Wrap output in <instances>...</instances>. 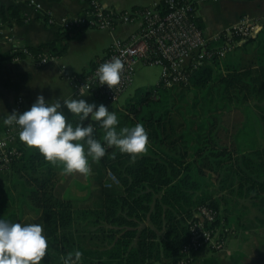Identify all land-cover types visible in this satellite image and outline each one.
Listing matches in <instances>:
<instances>
[{
    "label": "trees",
    "instance_id": "trees-1",
    "mask_svg": "<svg viewBox=\"0 0 264 264\" xmlns=\"http://www.w3.org/2000/svg\"><path fill=\"white\" fill-rule=\"evenodd\" d=\"M0 15L8 25L27 20L13 6L0 7ZM194 20L202 29L196 15ZM240 40L233 34L232 41ZM222 43L207 46L218 49ZM46 48L57 50L54 43L27 49L37 58ZM248 107L264 134V64L233 67L224 58L213 59L190 71L187 83L137 91L117 116L120 126L144 125L148 151L132 162L108 147L99 163L90 161L118 180L101 186L100 207L80 210L62 199L55 189L62 165L29 147L7 169L20 181L0 186V218L15 223L25 215L40 217L49 245L45 264H62L61 258L75 250L83 252L82 264H179L186 224L197 207L218 212V228H229L230 197L258 201L264 216V148L239 151L225 123L231 113ZM69 121L79 122L77 117ZM95 132L102 140L98 125Z\"/></svg>",
    "mask_w": 264,
    "mask_h": 264
},
{
    "label": "crops",
    "instance_id": "crops-1",
    "mask_svg": "<svg viewBox=\"0 0 264 264\" xmlns=\"http://www.w3.org/2000/svg\"><path fill=\"white\" fill-rule=\"evenodd\" d=\"M41 6L37 10L30 0H0V7H15L27 20L22 25L14 22L8 25L0 19V138L4 137L6 125L2 121L8 113L15 110L17 99L23 100L24 110L35 102L38 95H43L50 103L56 99L82 98L92 103L96 100L107 105L104 100L93 94H77L67 76L79 77L88 73L94 64L102 59L115 39L126 40L140 28V21L119 24L109 30L85 29L62 32L59 23L70 17L81 15L86 9L84 0H33ZM104 7L117 12L131 11L136 8H148L161 0H99ZM196 11L204 37L212 44L218 35L229 32L245 23L252 34L251 42L243 40L226 53L224 59L233 67L252 64L254 67L264 64V53L256 56L251 50L256 42L264 37V0H195ZM7 15V13H5ZM1 16V15H0ZM54 21L47 23V17ZM257 26H261L257 31ZM54 43L55 52L44 49L40 56L52 55L53 59L40 64L31 58L15 61L12 56L21 48H37ZM263 45L259 47L262 48ZM258 47V48H259ZM241 53L251 60L244 65L228 61V54ZM251 53V54H250ZM243 60V59H242ZM159 83V82H158ZM69 119L75 117L64 108ZM260 122V121H259ZM258 125V124H257ZM23 151L29 148L22 141L11 144ZM264 148V141L261 145ZM244 153V152H243ZM100 167H93L90 175L73 173L60 174L56 184V193L62 199L88 201L87 208H98L103 203L101 186L108 182V173ZM9 170L0 171V186L11 187ZM82 189L81 194L77 190ZM226 211L227 225L231 235L224 248L219 252H201L190 264H264V216L259 212L258 201L230 197ZM255 204V205H253ZM36 215H25L20 223L26 224Z\"/></svg>",
    "mask_w": 264,
    "mask_h": 264
},
{
    "label": "built area",
    "instance_id": "built-area-1",
    "mask_svg": "<svg viewBox=\"0 0 264 264\" xmlns=\"http://www.w3.org/2000/svg\"><path fill=\"white\" fill-rule=\"evenodd\" d=\"M86 9L75 17L65 18L59 23V29L64 32L81 31L85 29L109 30L119 24L140 21V28L126 40L115 39L106 55L98 60L92 69L77 78L67 76L77 94H93L106 103H116L123 93L132 85L135 66L143 64L159 66L161 69L159 83L164 87H171L180 83H187L189 72L200 68L213 59H223L227 52L232 50L252 34L245 23L235 29L218 35L213 43L222 41L218 49L209 48L211 45L204 37L194 18L195 0H164L148 8L117 12L112 8L104 7L99 0H84ZM35 9L41 6L30 0ZM47 23L54 24L48 16ZM233 34L240 36L238 42L232 41ZM212 43V44H213ZM119 57L125 64L120 82L110 90L107 85H98L94 74L98 66L105 61ZM12 58L17 61L22 58H31L40 64L53 59L52 55L34 58L27 48L15 50ZM15 110L24 112L23 100L17 99ZM20 141L17 126H6L4 137L0 138V171L7 170L11 161L20 155L21 151L11 144ZM109 183L118 184V180L108 173ZM219 214L207 206L197 207L193 217L186 224L188 238L181 245L179 264H187L201 252H219L231 235V229L218 228L215 223Z\"/></svg>",
    "mask_w": 264,
    "mask_h": 264
},
{
    "label": "clouds",
    "instance_id": "clouds-1",
    "mask_svg": "<svg viewBox=\"0 0 264 264\" xmlns=\"http://www.w3.org/2000/svg\"><path fill=\"white\" fill-rule=\"evenodd\" d=\"M260 28L257 26L256 30ZM124 68L123 60L114 57L98 66L94 79L111 90L120 82ZM65 107L78 118V123L69 121ZM2 123L17 126L20 141L38 149L49 163L62 165L65 175H90V161L99 163L108 147L128 154L132 162L148 151L149 135L142 123L120 126L117 113L107 105L74 96L50 103L38 95L29 109L22 113L13 110ZM97 125L103 131L102 140L96 136ZM110 156L115 159L116 152ZM48 247L42 223H13L0 218V264H42ZM82 257L80 250L68 252L61 258L62 264H82Z\"/></svg>",
    "mask_w": 264,
    "mask_h": 264
},
{
    "label": "rangeland",
    "instance_id": "rangeland-1",
    "mask_svg": "<svg viewBox=\"0 0 264 264\" xmlns=\"http://www.w3.org/2000/svg\"><path fill=\"white\" fill-rule=\"evenodd\" d=\"M263 45L262 48L259 47ZM256 48L253 47L251 50L253 51L252 54L256 55L257 57L264 53V37H261L256 42ZM259 47V48H258ZM251 54V53H250ZM251 55L244 58L242 57L241 53H234L232 55L228 54V61L231 59L235 60L236 64L244 65L251 60ZM243 59V60H242ZM160 72L161 69L159 66H148L143 64H137L135 66V74L133 77L132 85L129 87L123 95L119 98L116 103L107 104L109 110L114 112H118L122 107L125 106L127 100L134 96L137 91H151L154 90L157 86L159 79H160ZM102 102L96 100V104L99 105ZM226 124H228L229 133L232 138L235 139L236 145L241 152H251L254 150L262 149L263 147L262 142L264 141V134L262 132L261 124L259 119L252 107L244 108L239 112L231 113L226 119ZM258 124V125H257ZM91 168L93 165L91 163ZM11 183L13 185L18 183L20 179L16 174H12L10 177ZM109 181V180H108ZM79 194H81L82 189L77 190ZM79 200L73 201L74 206L77 209L83 210L87 208L89 202L84 201L81 198ZM28 223H42L40 217H33L28 221ZM45 257L42 258V264H45Z\"/></svg>",
    "mask_w": 264,
    "mask_h": 264
}]
</instances>
